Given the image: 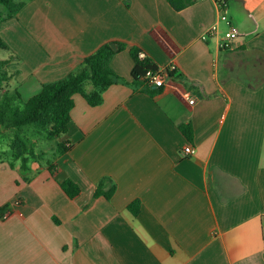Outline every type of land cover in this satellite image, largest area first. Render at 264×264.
<instances>
[{
	"label": "crops",
	"instance_id": "1",
	"mask_svg": "<svg viewBox=\"0 0 264 264\" xmlns=\"http://www.w3.org/2000/svg\"><path fill=\"white\" fill-rule=\"evenodd\" d=\"M15 1L25 6L0 39L20 59L10 70L24 102L102 46L124 48L111 63L122 82L101 105L74 96L57 178L46 161L25 172L0 161V211L11 213L0 264H264V0H229L231 49L220 47L224 22L204 38L218 22L213 0L181 11L167 0ZM132 49L176 65L164 88L134 82ZM188 145L196 152L184 158ZM66 179L81 188L75 200ZM104 181V191L116 184L110 200L94 197Z\"/></svg>",
	"mask_w": 264,
	"mask_h": 264
},
{
	"label": "trees",
	"instance_id": "2",
	"mask_svg": "<svg viewBox=\"0 0 264 264\" xmlns=\"http://www.w3.org/2000/svg\"><path fill=\"white\" fill-rule=\"evenodd\" d=\"M172 8L181 11L191 6L196 0H167ZM25 2L15 0H0V26L9 19L16 18ZM112 43L102 46L96 53L85 58L82 67L69 74L66 78L42 85L41 92L24 102L17 89L13 90L11 84L15 74L11 72L10 65L20 59L11 53L9 58L0 59V138L6 133L13 135L10 145L12 152L10 165L15 166L21 162L22 171L29 170L30 162L46 161L54 178H57L55 160L69 151L66 143L58 142L67 131L71 121V112L75 106L74 96L82 95L92 107L101 105L104 93L114 84L122 82L121 78L111 67L113 58L124 48L120 44L119 51H114ZM0 50L11 52L9 47L0 39ZM139 50L132 49L131 54L135 61L133 69L134 82L146 87L144 77L149 69H156L148 58L139 59ZM92 87L89 89V87ZM10 88V89H9ZM146 89V88H145ZM148 91H153L147 87ZM183 135L192 142L194 129L191 125L180 127ZM41 143L52 144L51 159L45 160L48 151L45 145L38 148ZM44 143V144H45ZM104 182H101L95 191L94 197L104 196L111 199L116 191L113 183L109 191H104ZM66 195L75 200L81 194V188L72 180L66 179L60 183ZM140 201L133 202L129 209L134 215L140 212ZM8 206L1 208L0 214L7 212Z\"/></svg>",
	"mask_w": 264,
	"mask_h": 264
},
{
	"label": "built area",
	"instance_id": "3",
	"mask_svg": "<svg viewBox=\"0 0 264 264\" xmlns=\"http://www.w3.org/2000/svg\"><path fill=\"white\" fill-rule=\"evenodd\" d=\"M217 9L218 22L211 26L206 32L204 38L212 37L218 34L219 32V22H224L229 26V30L224 34L220 47L222 49H231L234 47V44L240 38V34L231 26L230 21V6L229 0H213ZM139 59L146 60L147 56L143 51L139 52ZM177 70L176 65L171 64L166 67H157L156 69H149L144 77L145 84L151 89H162L166 84V79L172 77ZM191 104L195 103V100H190ZM195 148L191 145L184 147L181 150V155L184 158L192 157L195 154ZM21 204L20 200H15L13 202L14 206ZM11 213L9 211L0 214V220H7L10 218Z\"/></svg>",
	"mask_w": 264,
	"mask_h": 264
},
{
	"label": "rangeland",
	"instance_id": "4",
	"mask_svg": "<svg viewBox=\"0 0 264 264\" xmlns=\"http://www.w3.org/2000/svg\"><path fill=\"white\" fill-rule=\"evenodd\" d=\"M11 53L12 52L9 53L8 51L0 50V59L9 58V56H11ZM14 74H15V80L11 84V87L13 90L17 89L18 92L20 93L19 90L21 88L20 87L21 85L19 83H20L21 79H17V77H19L21 75L18 74L17 72H15ZM91 88L92 87L90 86L89 89H91ZM40 92H41V90H40ZM12 140H13V135L11 133H6L4 135V137L0 138V161L1 160H11L12 152L10 149V145H11ZM33 143H36L38 145V142H35L34 140H33ZM44 143L39 144L38 148L45 145L44 149H46L49 152L48 155L45 157V160H48V159H51V157H52L53 148L56 146V143L55 142L53 143L54 147L52 146V144H47V143L44 144ZM0 178H1V176H0Z\"/></svg>",
	"mask_w": 264,
	"mask_h": 264
},
{
	"label": "water",
	"instance_id": "5",
	"mask_svg": "<svg viewBox=\"0 0 264 264\" xmlns=\"http://www.w3.org/2000/svg\"><path fill=\"white\" fill-rule=\"evenodd\" d=\"M111 46L114 49V51H116V52L118 51V45L117 44H112Z\"/></svg>",
	"mask_w": 264,
	"mask_h": 264
}]
</instances>
